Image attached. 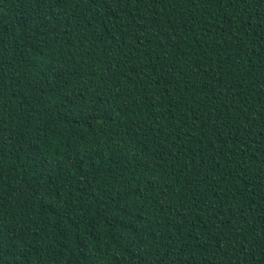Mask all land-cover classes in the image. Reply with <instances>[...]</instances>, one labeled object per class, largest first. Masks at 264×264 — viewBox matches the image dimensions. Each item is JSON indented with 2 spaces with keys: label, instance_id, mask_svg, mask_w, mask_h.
Returning <instances> with one entry per match:
<instances>
[{
  "label": "trees",
  "instance_id": "16d2710c",
  "mask_svg": "<svg viewBox=\"0 0 264 264\" xmlns=\"http://www.w3.org/2000/svg\"><path fill=\"white\" fill-rule=\"evenodd\" d=\"M0 264H264V0H0Z\"/></svg>",
  "mask_w": 264,
  "mask_h": 264
}]
</instances>
